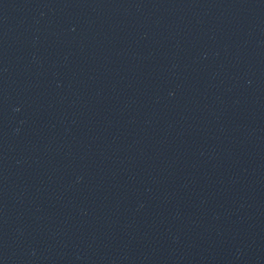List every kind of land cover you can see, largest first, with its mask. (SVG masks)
<instances>
[{
    "label": "water",
    "instance_id": "95a60500",
    "mask_svg": "<svg viewBox=\"0 0 264 264\" xmlns=\"http://www.w3.org/2000/svg\"><path fill=\"white\" fill-rule=\"evenodd\" d=\"M0 264H264V0H0Z\"/></svg>",
    "mask_w": 264,
    "mask_h": 264
}]
</instances>
